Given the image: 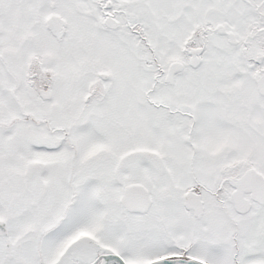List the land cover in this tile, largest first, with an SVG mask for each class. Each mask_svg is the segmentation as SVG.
Returning <instances> with one entry per match:
<instances>
[{
  "label": "snow or ice",
  "instance_id": "snow-or-ice-1",
  "mask_svg": "<svg viewBox=\"0 0 264 264\" xmlns=\"http://www.w3.org/2000/svg\"><path fill=\"white\" fill-rule=\"evenodd\" d=\"M0 264H264V0H0Z\"/></svg>",
  "mask_w": 264,
  "mask_h": 264
}]
</instances>
